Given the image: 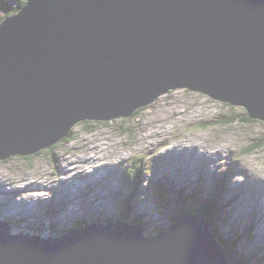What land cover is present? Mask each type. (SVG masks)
<instances>
[{"label":"water","instance_id":"95a60500","mask_svg":"<svg viewBox=\"0 0 264 264\" xmlns=\"http://www.w3.org/2000/svg\"><path fill=\"white\" fill-rule=\"evenodd\" d=\"M177 88L264 123V0H29L0 26V161ZM190 217L149 238L128 223L42 238L4 221L0 264H230Z\"/></svg>","mask_w":264,"mask_h":264},{"label":"rangeland","instance_id":"374dc122","mask_svg":"<svg viewBox=\"0 0 264 264\" xmlns=\"http://www.w3.org/2000/svg\"><path fill=\"white\" fill-rule=\"evenodd\" d=\"M8 1L14 3L15 0ZM229 107L231 106L219 101H214L199 92H191L177 88L174 89V91H169L158 96L150 105L138 110V112L136 111L137 113L135 112L136 114L130 117L121 116L109 122L90 121L92 122V127L91 125L79 123L72 128V138L70 141H60L55 144L51 150H41L30 156L31 158L29 159H24V157L21 156H14L5 161H0L1 190L5 187L7 191L11 190V188L27 189L28 191H25V193L16 200L22 204L20 209L24 210L29 207L27 199L31 196L35 197L34 200L36 202L40 201L43 203L40 197L42 194L41 189L38 187H44L45 184V191L49 194H53L57 202L55 204H60L61 199L55 192V188L58 185V173L55 167L59 168V170L65 169L69 171L71 175H74L81 170L89 171L91 168L98 167L102 163L119 165L123 163L124 160H129L134 163L141 160L147 163V171H150L149 174L152 173L156 177L159 173L155 170L156 162L153 159V155L161 154L163 152L161 149L163 148V150H168V148L175 146H181L183 148L188 147L189 149H196L198 147L201 152L205 151L208 153L211 151V153H216L221 157H230L232 165L233 162H238L240 165L238 166L239 169H248L247 174L250 176L264 179V123L259 121L243 122L239 116L243 109L239 107ZM225 116H233L232 118L237 122L234 124L229 123L225 120ZM254 144L262 146L253 153L239 154L242 153V150ZM96 147L107 150L105 155L101 156L99 159L95 157L91 151H88V148L94 149ZM81 152H84V163L77 168L74 164H67L62 160L63 157L71 155L73 158V156ZM178 152L179 151L168 152L167 156ZM193 155H195V153H193L191 157ZM189 160L190 158L186 161ZM191 162L192 160H190V163ZM128 166L130 167L131 164H128ZM168 166L171 167V163H169ZM223 167L226 168L227 166ZM100 168L107 169L105 166H101ZM210 170L213 171L214 169L211 168ZM103 171L106 172L105 170ZM183 172L184 171L180 170L177 171L179 174L178 177L182 182L189 185L188 190L183 192L185 195L184 198H189V204L194 202L200 205L211 203L214 213L216 212L214 217L216 218L220 212L222 214L220 217L222 220H215V227L219 231V235H222V238L226 240L225 244L227 246L219 244L217 247L221 251L224 259L229 258L233 261H238L239 264H246L247 247H243L236 252V249L241 248L242 245L232 241L236 244L231 251H228L231 246V241H228L230 237L228 215L223 213L221 208H218L220 205L216 199L208 203L207 198L209 193L205 195L206 203L199 199L196 196V192L200 190V186L195 183V181L186 178V173ZM24 177H27L29 180L20 182ZM119 179L120 174H113L104 181L103 187L99 188L100 196L106 199L105 202L109 205V208H113L115 204L112 203L111 200L117 199L118 189L123 188ZM160 180H162V178H160ZM246 180L247 179L242 176L237 177V182L240 183V189L235 197L233 209L241 215L246 213L247 208V199L243 195L244 192H251L252 194L258 195V198H264V188L261 186V190L256 192L258 186L255 183L256 181L248 183ZM168 181L167 179V182ZM147 186L148 182H140V188L142 190ZM78 188L83 189L84 187L80 186ZM19 191L20 190H17L15 192L17 193ZM127 191L128 190L124 191L123 194L119 196V198H123L121 201L122 206L126 204L124 201ZM211 193L214 195L213 191ZM225 193V190L220 191L219 198L221 199ZM11 199H13V195L0 198V214L11 216V213L7 212H15L14 210L10 211V207L4 204L6 200ZM137 199H141V203L137 204ZM255 199L256 198L251 199V203H253ZM132 200L133 202L131 204L135 207L140 206L141 211H145L146 215L141 217L132 215L128 212V216L125 217V223L133 227L140 225L131 222V218L140 217L141 224L149 223V225H152V223L155 222L157 223L156 229L159 230L160 228V231L155 230L153 232L149 231L150 228H148V230L142 228L141 235L143 237H155L159 232L167 233V231L171 229L169 226L166 227L165 230L162 229L164 227L157 222L161 221V217L157 214H153V216L148 215L146 208L142 206L146 203L144 196L139 195ZM232 201L233 195L231 202ZM146 204L150 205V207L151 205L155 206V200L152 198L150 203L148 201ZM174 204L177 203L175 202ZM56 208L57 207H51L44 211L42 218L53 222L57 217L65 218V214L70 215L78 211V207L75 205L70 206V209ZM132 212H134V210ZM167 212L170 214L169 210H167ZM30 213L31 212H25L24 215H29ZM35 213L38 214L37 210ZM191 213L192 215L199 216L193 212ZM224 215H226V219H223ZM31 219L32 218H30V220ZM202 219L204 221L203 217ZM3 220L5 221L6 219ZM25 225L27 224L24 223V226ZM36 225H40L41 232H44L45 225L43 223L33 224V226ZM24 226L18 229H22ZM50 227L54 232L58 230L55 224H51ZM257 234L255 237V235L246 236L241 230L235 232V235L239 239L245 241V243H255V238H257L259 245H264V238H258ZM233 250L236 252L235 255L231 254ZM262 256L263 252L258 254L257 257L253 255V263L255 264L257 259L262 260ZM262 264H264V260Z\"/></svg>","mask_w":264,"mask_h":264},{"label":"trees","instance_id":"16d2710c","mask_svg":"<svg viewBox=\"0 0 264 264\" xmlns=\"http://www.w3.org/2000/svg\"><path fill=\"white\" fill-rule=\"evenodd\" d=\"M8 1H3L1 2L2 4L0 5V12L2 9V7H4L6 9V12L8 14V16H14L15 14H17L18 12V9L22 8L23 5H25V2L26 0H21L19 1L17 4H16V8L15 9H10V6L7 5L8 7V10H7V7H6V3ZM3 23V19L0 18V26L1 24ZM223 104H226V103H223ZM227 105V104H226ZM229 108H232V107H229ZM138 112V111H137ZM136 112V113H137ZM247 111L246 109L242 110V113L239 114V116L241 117V121H251V122H254L253 120H251L250 118L247 117V115L245 114ZM136 113H134L133 115H135ZM233 117V116H232ZM230 116H225V120L229 123H232L234 124L235 122H237L234 118H232ZM84 124H87V125H91L92 127V122L90 121H85L83 122ZM98 124V123H96ZM72 128L68 131L67 135L61 139L60 141H70L71 138H72ZM59 141V142H60ZM58 143V142H57ZM56 143V144H57ZM55 145V144H54ZM54 145H52L50 148H47L48 151L51 150ZM262 145H259V144H254V145H251L250 147L242 150L241 152L242 153H239V154H250V153H253L256 149H258L259 147H261ZM52 152V151H50ZM32 156V155H30ZM30 156H26L24 157V159H29L31 158ZM241 156V155H239ZM129 172V177L126 176V175H122L120 176V181L123 185V188L128 190L127 191V194H126V199H125V203L128 204L129 206H131V203L133 202V198L141 195L143 193V190L140 188V182H143L142 180V174L144 173V169L142 168H139L137 167V165L135 166H131L128 170ZM130 186H133V188H130ZM159 188L161 189L162 193L166 194L168 197H170L172 200H175L174 202L176 203H179V204H182V205H185L187 207L190 208L191 212H193L194 214H197L199 215V217H203L206 221H207V226H208V229H209V232L211 233V237L218 243V244H221L222 246H227L225 243H226V240H224L222 238V235H219V231L217 230V228L215 227V220L218 221V220H222V218H220L222 216L221 212L216 216V218L214 217L216 212L214 213V210L212 208V205H211V201H213L214 199H216L217 195L219 194H215L214 195L211 193L212 191L209 192L208 194V203L210 204H205V205H200L198 204L197 202H194V203H191L189 204V198H184V196H179L178 194H174L172 191H170L169 189H167L166 185H160ZM220 208V207H219ZM152 211L157 214L159 217H161V223H163V226H165L164 228H162L163 230H165L166 227H173V225L176 223V222H179L180 221V215H178L177 217H173L171 220L168 219L167 217V213H166V210H162V213L159 212L157 206H152ZM128 212H126L125 214H121V216H124V218L126 216H128L127 214ZM130 213V212H129ZM131 214V213H130ZM133 215V214H132ZM135 215L137 216H143L141 213H136ZM167 216V217H166ZM226 215H224V218L223 219H226L225 218ZM140 217H135V218H131L133 223H138V224H141V219H139ZM166 218L168 220H166ZM102 219V218H101ZM100 218L98 219H92L93 223H96L98 221L101 220ZM126 219V218H125ZM10 220V219H9ZM9 220H5L6 222L10 223ZM24 219H20L18 222H14L12 223V228L11 229H15L16 231H18L19 227H21V223L24 222L23 221ZM112 220L110 219H107L106 222H110ZM40 224V223H39ZM105 224H108V223H105ZM143 225V228L145 229H148V226L149 224L147 223H144L142 224ZM162 225V224H161ZM80 225L79 224H76L75 227H79ZM40 225H36V226H33V224H27L25 225L22 229L20 230H23L24 231H28V232H31V233H40L41 232V229H40ZM58 230L54 232V236H58V235H64V234H67L69 233L70 231V228L67 227L65 229L63 228H57ZM160 231V230H158ZM23 232V231H22ZM168 232V231H167ZM235 234V232H233ZM246 236H249V234L245 233ZM235 241L234 242H238L241 241V239H239L238 237L237 238H234ZM229 241V240H228ZM230 242V241H229ZM234 242H231V246L229 247L228 251H231L233 246L236 244ZM260 251H253V252H250L249 253V259H246V261L248 263H250V260H252V257L254 255V257H257L258 253ZM230 260V259H229ZM231 261V260H230ZM233 264H237L235 263L234 261H232ZM239 264V263H238ZM247 264V263H246ZM254 264V263H253ZM255 264H262V260L260 259H257L256 260V263Z\"/></svg>","mask_w":264,"mask_h":264},{"label":"bare ground","instance_id":"6f19581e","mask_svg":"<svg viewBox=\"0 0 264 264\" xmlns=\"http://www.w3.org/2000/svg\"><path fill=\"white\" fill-rule=\"evenodd\" d=\"M204 95V94H203ZM206 96V95H205ZM210 98V97H209ZM211 99V98H210ZM213 100V99H212ZM214 101H216V100H214ZM220 102V101H219ZM223 103V102H222ZM227 104V103H226ZM228 105V104H227ZM230 106V105H229ZM231 107H234V106H231ZM246 115H247V112L245 113ZM248 117V116H247ZM249 118V117H248ZM79 123H83V122H77L74 126H76L77 124H79ZM155 129V128H154ZM55 144V143H54ZM105 148V147H104ZM89 150L88 151H91L93 154H94V156L95 157H97L98 159L101 157V156H103V155H105V152L107 151L106 149H103V148H99V147H96V148H94V149H91V148H88ZM186 149H189L188 147H186ZM192 149V148H191ZM85 152V151H84ZM84 152H81V153H79V154H77V155H75V156H73V158H72V155L71 156H66V157H63L62 158V160L65 162V163H67V164H74L75 165V167L77 168L79 165H82L83 163H84V160H83V153ZM197 154V153H196ZM192 155V154H191ZM209 157H211L212 156V153H209ZM7 159H10V157L9 158H7ZM190 160H191V157H190ZM192 161H193V159H192ZM195 166V165H194ZM240 166V165H239ZM103 170H107V169H103V168H100V172H104ZM2 177V176H1ZM27 180H29L27 177H24V178H22L21 180H20V182H25V181H27ZM1 205V204H0ZM1 222H4V220L2 219L1 220ZM7 224V226L11 229L12 228V226H11V224L10 223H6ZM143 228V227H142ZM64 229V228H63ZM169 232V231H168ZM167 232V233H168ZM208 233L211 235V233L209 232V230H208ZM212 236V235H211Z\"/></svg>","mask_w":264,"mask_h":264}]
</instances>
